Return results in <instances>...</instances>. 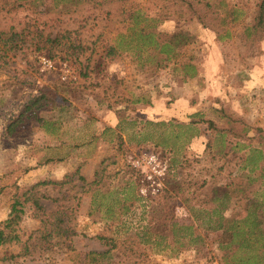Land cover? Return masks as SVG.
Returning a JSON list of instances; mask_svg holds the SVG:
<instances>
[{"label":"rangeland","instance_id":"obj_1","mask_svg":"<svg viewBox=\"0 0 264 264\" xmlns=\"http://www.w3.org/2000/svg\"><path fill=\"white\" fill-rule=\"evenodd\" d=\"M210 1L203 26L180 15L176 0H0V32L26 36L20 48L0 51V221L35 184L46 211L71 208L68 234L52 247L32 239L30 252L15 256L22 246L12 241L0 246V264H220L208 208L193 206L202 214L194 220L180 194H166L178 183L185 195L202 181L222 191L232 176L258 174L253 149L263 144L227 137L221 154L207 145L205 120L229 127L241 118L264 130V33L251 42L243 34L256 0ZM140 27L191 38L157 65L159 55L136 38ZM48 36L56 40L39 49ZM109 44L116 56L105 55ZM193 114L197 133L188 140L184 126L160 124ZM108 126L121 141L103 132ZM49 180L64 183H42ZM252 187L261 199L264 183ZM196 190L202 196L206 187ZM31 214L25 205L20 241L42 227ZM169 218L193 223L201 239L176 241L164 230Z\"/></svg>","mask_w":264,"mask_h":264},{"label":"trees","instance_id":"obj_2","mask_svg":"<svg viewBox=\"0 0 264 264\" xmlns=\"http://www.w3.org/2000/svg\"><path fill=\"white\" fill-rule=\"evenodd\" d=\"M32 1V0H29ZM215 1V0H214ZM217 1V0H216ZM220 1V0H219ZM179 8L188 14V17H195L203 26H208L207 21L210 8L214 5L210 0H176ZM137 40H141L147 46H152L155 53L159 55L157 65H160L163 61L167 63L171 58L176 57L177 48L183 44L189 42L190 35L182 31H172L165 34L157 31L152 32L146 30L144 27H140L135 32ZM264 33V0H256L254 7V15L252 23L243 29V34L247 38V41H255L261 37ZM54 41L56 37L50 38L49 36L43 41L41 45H37L39 49L43 47L47 41ZM26 41L24 32H0V51H7L16 48H20L21 44ZM74 47V48H73ZM73 49H80V46H73ZM87 48V46H84ZM4 55V53H2ZM118 54L116 46L109 44L105 55L110 57ZM89 61V59H88ZM84 65L85 69L89 67L88 62ZM183 68L186 69L187 75H193L195 73V65L190 62L183 63ZM42 96V95H41ZM37 98L33 100L30 105L36 104ZM138 101V100H134ZM129 102V101H128ZM29 108V106H27ZM193 114V120L190 122H173L170 121L160 122V124L171 125L174 128H186V139L192 137L196 131L194 124L196 123L195 116ZM202 120V118H198ZM43 123L47 124L45 120L39 119ZM197 120V121H199ZM203 121V120H202ZM207 128L210 129L206 133L207 145L212 146L215 142V149L221 154H226L230 148L225 150L227 137H232L237 141L242 139L254 140L262 143L264 147V130L259 127L251 128L241 118H231L228 122L232 123L231 126L226 127L224 125L216 124L211 119L205 120ZM253 132L251 133L250 131ZM105 131H114L117 140L121 141V135L116 132L115 129L105 127ZM173 137L179 138L178 133H174ZM166 141V138H165ZM259 156L261 164L254 165L250 170L253 172L258 169V174H245L241 177L232 176L231 179L227 180L222 191L217 190L218 188L207 185V182L202 181L195 189L190 190L186 188L187 193L184 195L182 186L178 183L172 186L170 193L166 194L170 198H176L177 194L181 195L183 204L188 210L193 213L191 217L194 220L202 219L201 212L195 213L193 206L198 205V209L208 208L206 213V230L215 232L214 241L217 244V248L221 251L219 262L220 264H264V192H259L261 199H257L256 189L253 190L252 183L257 179H260L264 183V148L253 149ZM51 183L52 185L63 184L64 180H49L42 182ZM28 187L27 190L14 197L11 202L9 211L6 217L0 221V246H3L10 242L20 243L22 251L15 254V256L25 255L30 252L28 248V242L35 239L37 243H44L45 247H52L53 244L57 243V237L68 234V222L71 215V208L59 207L52 211H46L38 198L32 194L34 187ZM206 187L205 193L202 191L197 193L198 188ZM221 187V186H219ZM185 190V191H186ZM210 193V194H209ZM210 203V206L208 204ZM29 205L32 210L31 216L39 220V224L42 226L38 229L37 233L32 236L30 233L28 238L23 242L20 241V236L16 233V226L21 221L22 215L24 214L25 205ZM130 206L123 204V211H127ZM167 228L164 230H170V233L176 241L181 237H188V243H192L201 239L200 233L196 231L191 222H179L178 219L169 218L167 219ZM132 242L139 237H130ZM142 239V238H141ZM140 239V240H141ZM33 240V242H35ZM147 240V239H146ZM133 251V250H132ZM100 256L101 253H88V255ZM106 254V251L102 253ZM14 257V255H12Z\"/></svg>","mask_w":264,"mask_h":264}]
</instances>
